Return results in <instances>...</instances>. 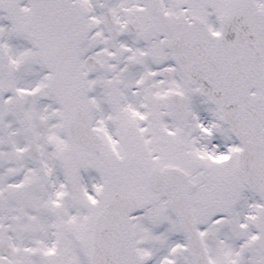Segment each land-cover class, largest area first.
I'll list each match as a JSON object with an SVG mask.
<instances>
[{
	"label": "snow or ice",
	"instance_id": "1",
	"mask_svg": "<svg viewBox=\"0 0 264 264\" xmlns=\"http://www.w3.org/2000/svg\"><path fill=\"white\" fill-rule=\"evenodd\" d=\"M0 264H264V0H0Z\"/></svg>",
	"mask_w": 264,
	"mask_h": 264
}]
</instances>
